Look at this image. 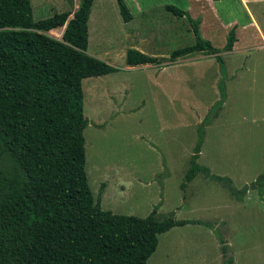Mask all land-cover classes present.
<instances>
[{"label": "rangeland", "instance_id": "1", "mask_svg": "<svg viewBox=\"0 0 264 264\" xmlns=\"http://www.w3.org/2000/svg\"><path fill=\"white\" fill-rule=\"evenodd\" d=\"M37 1L31 0L34 20L64 10L58 0H43L48 11L40 15ZM202 3L179 8L193 18L202 13V34L221 51L232 23L242 25L245 16L233 0ZM254 10L264 32V8ZM134 11L123 23L116 0H95L91 9L87 53L117 68L82 81L85 172L94 201L117 215L145 218L156 209L157 222L199 223L159 235L148 264H264L263 41L240 27L234 51H221L226 99L204 125L220 99L215 57L194 53L170 62L173 51L194 44L188 21L163 8ZM133 49L161 65L128 66ZM201 127L196 162L209 175L184 184Z\"/></svg>", "mask_w": 264, "mask_h": 264}, {"label": "trees", "instance_id": "2", "mask_svg": "<svg viewBox=\"0 0 264 264\" xmlns=\"http://www.w3.org/2000/svg\"><path fill=\"white\" fill-rule=\"evenodd\" d=\"M93 1L82 0L67 22L66 12L34 20L31 0H0V264H148L159 235L199 224L172 217L157 222L156 209L145 218L117 215L94 201L85 172L82 81L117 68L87 53ZM116 3L122 21L130 22L124 0ZM165 10L185 18L194 36L169 61L199 53L219 64L220 99L204 120L208 125L226 99L221 51H232L235 27L220 51L202 38L199 19L172 5ZM65 23L61 39L48 34ZM126 63L162 62L128 50ZM202 142L203 127L184 184L209 175L196 162Z\"/></svg>", "mask_w": 264, "mask_h": 264}, {"label": "crops", "instance_id": "3", "mask_svg": "<svg viewBox=\"0 0 264 264\" xmlns=\"http://www.w3.org/2000/svg\"><path fill=\"white\" fill-rule=\"evenodd\" d=\"M94 1H93V3H94ZM221 1L222 0H135V2L132 3V0H130V1L124 0V3L126 2L125 5L132 15V19H131V21H132L135 18L134 8L136 9V14L139 13V15H141L144 13L146 14L147 11L151 8H163L165 10V6H167V5H172V6H175L177 8H179V7L183 8L184 5H186V3L189 4L191 2H193V3H202L203 2V3H207V5L209 4L211 6H214V5L218 6L221 3ZM233 1H234V4L236 6H239L242 9L243 14L245 16V18H244L245 21L243 22L242 25H241V22H238V23H232V25L230 26L231 28L235 27V34H236V41L233 44V48H232L231 52L234 51L235 45L239 42L238 31H239L240 27L251 28L258 35V37L263 41V46H264V32H263L262 27L260 26V22H258V19L255 16L256 12L254 10L255 6H258V7L260 6V8L262 10V6L264 8V0H233ZM58 3H61L64 6L63 7L64 10L62 12H59V13L66 12V13L70 14V16L67 19V22H68L70 19L73 18L74 13L80 8L82 0H58ZM203 3L201 4L202 6H204ZM92 7H93V4H92ZM92 7H91V9H92ZM44 8H45L44 12L46 13L48 10H46V5L43 4V0H38L36 6L34 8V11L36 9V11H39L40 15H45L44 12H42L44 10ZM186 9H187L186 12L191 16L192 19H199L200 20L199 30H200L201 36L204 38V35L202 34V30H201V25H202V21H203L202 13H199L198 15L195 16V18H193L194 16L190 13V11L188 10V7ZM181 10H183V9H181ZM32 11H33V8H32ZM183 11H185V10H183ZM214 11H215L216 18L219 19L220 13H219V11H217V8H215ZM56 14H58V13H56ZM90 15H91V12H90ZM90 15H89V19H88V47H89V33H90L89 24L91 23ZM46 18H49V17H46ZM41 19H45V18H42V16H41ZM66 23L63 27H59V28H56V29L49 31L48 34L50 36L56 38V39H61L62 35L64 33V30H65ZM57 30H58V32H56ZM235 50H237V49L235 48ZM87 51H88V48H87ZM140 51H141V49L139 50V52ZM231 52H229V53H231ZM90 55L93 56L92 54H90ZM94 55H96V53H94Z\"/></svg>", "mask_w": 264, "mask_h": 264}]
</instances>
